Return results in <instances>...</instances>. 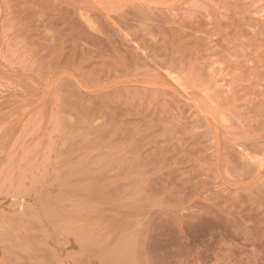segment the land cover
Here are the masks:
<instances>
[{
	"label": "rangeland",
	"instance_id": "rangeland-1",
	"mask_svg": "<svg viewBox=\"0 0 264 264\" xmlns=\"http://www.w3.org/2000/svg\"><path fill=\"white\" fill-rule=\"evenodd\" d=\"M0 226V264H264V0H0Z\"/></svg>",
	"mask_w": 264,
	"mask_h": 264
},
{
	"label": "bare ground",
	"instance_id": "bare-ground-1",
	"mask_svg": "<svg viewBox=\"0 0 264 264\" xmlns=\"http://www.w3.org/2000/svg\"><path fill=\"white\" fill-rule=\"evenodd\" d=\"M16 202H18V201H16ZM14 203H15V202L13 201L12 204H14ZM21 205H22V204H21ZM11 208H13V207H11ZM22 208H23V207H22ZM20 210H21V208H20ZM25 211H27V210L25 209ZM28 212H29V211H27V213H28ZM32 212H33V210H32ZM21 214H23V213H21ZM24 216H26V215L24 214ZM35 216H36V215H35ZM2 217H3V216H2ZM24 218H25V217H24ZM24 218H23V219H24ZM26 218H27V217H26ZM26 218H25V219H26ZM32 218H33V216H32ZM34 220H36V219H34ZM37 220H38V219H37ZM4 224H5V223L2 224L3 227H5ZM35 224H36V223H35ZM40 224H41V223H40ZM6 225H8V224H6ZM25 225H26V224H25ZM32 225H33V224H32ZM2 226H0V227H2ZM8 226L10 227V225H8ZM8 226H7V227H8ZM3 227H2V228H3ZM11 227H14V226H11ZM11 227H10V228H11ZM35 227H36V226H35ZM41 227H42V226H41ZM5 229L7 230L8 228L5 227ZM30 229H31V228H30ZM64 229H65V228H64ZM10 230H11V229H10ZM10 230H9V231H10ZM20 230H21V229H20ZM12 231H13V229H12ZM30 231H31V230H30ZM64 231H65V230H64ZM69 231H70V230H69ZM15 232H16V229H15ZM18 232H19V231H18ZM39 232H40V231H39ZM41 232H42V231H41ZM41 232H40V233H41ZM65 232H66V231H65ZM4 233H5V231H4ZM44 235H45V234H44ZM19 236H20V235H19ZM41 236H42V235H41ZM2 237H3V236H2ZM2 237H1L0 239H4V237H3V238H2ZM45 237H46V236H45ZM6 238H8V237L6 236ZM6 238H5V239H6ZM13 238H14V237H13ZM5 239H4V241H5ZM15 240H16V239H15ZM17 240H18V238H17ZM32 240H34V239H32ZM1 241H2V240H1ZM4 241H3V242H4ZM24 241H25V240H23V242H24ZM6 242H7V240H6ZM6 242H4L5 244L3 243V244L5 245L4 247H7V246H6ZM29 242H30V241H29ZM25 243H26V242H25ZM39 243H40V242H39ZM39 243H38V245H39ZM13 244H14V242H13ZM20 244H22V242L19 241V242H18V245H20ZM30 244H31V243H30ZM30 244H27V245H30ZM18 245H17L15 248H17ZM33 245H34V244H33ZM33 245H32V246H33ZM9 246H10V245H9ZM9 246H8V247H9ZM30 246H31V245H30ZM22 247H23V246H22ZM35 247H36L35 245H34V247H31V250H32L33 248H35ZM44 247H46V246H44ZM28 248H29V247H28ZM36 248H37V247H36ZM7 249H8V248H7ZM19 249L21 250L20 247H19ZM42 249H43V248H42ZM45 249H46V248H45ZM9 250H10V252H11V250L13 251L14 249H13V247H12V249L10 248V249H8V251H9ZM20 250L18 251V249H17L16 251H18V253H19ZM87 250H88V249H87ZM3 251H4V250H3ZM22 251H23V250H22ZM22 251H21V252H22ZM35 252H37V251H35ZM72 252L74 253V251H72ZM11 253H12V252H11ZM18 253H17V254H18ZM32 253H33V252H32ZM86 253H87V252H86ZM76 254H77V252H76ZM21 255H22V253H21ZM21 255H20V256H21ZM72 255H73V254H72ZM7 256H8V255H7ZM33 256H34V254H33ZM43 256H44V255H43ZM28 257H29V256H28ZM36 257H37V256H36ZM36 257H35V258H36ZM38 257L40 258V256H38ZM38 257H37V258H38ZM45 257H47V256H45ZM37 258L34 259V257L32 258V256H31L32 261L34 260L33 262H35V261L37 260ZM43 258H44V257H43ZM56 258H57V256H56ZM71 258H72V257H71ZM73 258H75V257L73 256ZM4 259H6V258H3V260H4ZM9 259H10V258H9ZM14 259H16V257H14ZM14 259H12V260H14ZM18 259L21 260V257L18 258ZM51 259H52V257H51ZM12 260H11V261H12ZM28 260H29V258H28ZM28 260H27V261H28ZM40 260H42V259L40 258ZM65 260H66V259H65ZM71 260H72V259H71ZM6 261H7V260H6ZM32 261H30L29 264H32V263H33ZM12 262H13V261H12ZM28 262H29V261H28ZM31 262H32V263H31ZM37 262H39V261H37ZM49 262H51V261H48V263H49ZM55 262H56V261H55ZM55 262H54V263H55ZM10 263H11V262H10ZM35 263H36V262H35ZM48 263H47V264H48ZM37 264H38V263H37ZM44 264H45V263H44ZM51 264H52V263H51ZM55 264H56V263H55Z\"/></svg>",
	"mask_w": 264,
	"mask_h": 264
}]
</instances>
